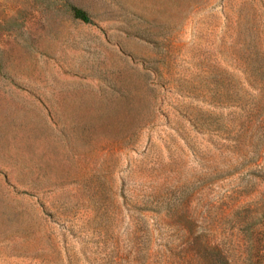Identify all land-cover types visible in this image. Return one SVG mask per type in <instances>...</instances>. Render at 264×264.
I'll return each mask as SVG.
<instances>
[{"label": "rangeland", "instance_id": "1", "mask_svg": "<svg viewBox=\"0 0 264 264\" xmlns=\"http://www.w3.org/2000/svg\"><path fill=\"white\" fill-rule=\"evenodd\" d=\"M0 264H264V0H0Z\"/></svg>", "mask_w": 264, "mask_h": 264}, {"label": "trees", "instance_id": "2", "mask_svg": "<svg viewBox=\"0 0 264 264\" xmlns=\"http://www.w3.org/2000/svg\"><path fill=\"white\" fill-rule=\"evenodd\" d=\"M74 16L84 22H87L88 21V18L87 16L85 15L84 12H82L81 10L79 9H74Z\"/></svg>", "mask_w": 264, "mask_h": 264}]
</instances>
